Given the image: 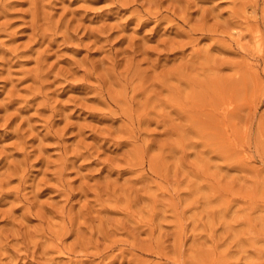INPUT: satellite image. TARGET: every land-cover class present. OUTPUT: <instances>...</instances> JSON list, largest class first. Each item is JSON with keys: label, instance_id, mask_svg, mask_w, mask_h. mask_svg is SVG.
<instances>
[{"label": "rangeland", "instance_id": "374dc122", "mask_svg": "<svg viewBox=\"0 0 264 264\" xmlns=\"http://www.w3.org/2000/svg\"><path fill=\"white\" fill-rule=\"evenodd\" d=\"M0 264H264V0H0Z\"/></svg>", "mask_w": 264, "mask_h": 264}, {"label": "bare ground", "instance_id": "6f19581e", "mask_svg": "<svg viewBox=\"0 0 264 264\" xmlns=\"http://www.w3.org/2000/svg\"><path fill=\"white\" fill-rule=\"evenodd\" d=\"M133 14H135V13H133ZM137 17V16H136ZM203 28V27H202ZM257 49V48H256ZM195 90V89H194ZM200 96V95H199ZM198 98V97H197Z\"/></svg>", "mask_w": 264, "mask_h": 264}]
</instances>
